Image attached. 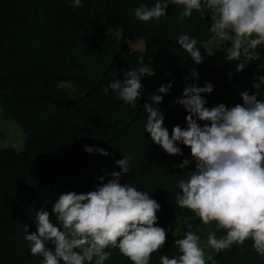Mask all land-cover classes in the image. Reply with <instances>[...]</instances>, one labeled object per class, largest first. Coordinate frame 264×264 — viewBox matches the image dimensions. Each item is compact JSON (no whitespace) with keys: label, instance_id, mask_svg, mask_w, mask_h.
Listing matches in <instances>:
<instances>
[{"label":"trees","instance_id":"trees-1","mask_svg":"<svg viewBox=\"0 0 264 264\" xmlns=\"http://www.w3.org/2000/svg\"><path fill=\"white\" fill-rule=\"evenodd\" d=\"M156 0H0V119L20 126V148L3 144L0 128V264H41L42 257L30 253L25 239L36 232L35 216L49 212L50 222L60 226L52 206L60 194L86 193L112 179L108 173L120 171L115 161L129 157L128 173L120 182L147 192L160 204L155 226L168 229L164 246L151 255L150 264H160L161 255H179L174 241L188 231L201 236L205 264H264V257L247 239L221 252L207 246V235L217 238L226 230L215 222L204 225L191 210L180 208L176 196L181 180L195 168L190 148L177 144L182 155H169L153 143L145 131V103L152 94L162 95L159 105L169 134L173 126L186 127L185 108L175 103L187 84L214 86L201 93L206 107L223 103L243 104L240 92H255L264 100V45L258 46L260 59L236 71L237 62L218 67L203 59L194 63L177 43L186 33L197 39L204 54V43L214 34L209 31L211 13L203 17L195 10L183 21L178 19L183 6L169 4L159 20L139 21L134 10L141 3L153 6ZM142 38V50L133 49L129 40ZM141 64L155 75L142 78L143 91L135 107L104 89L123 71ZM195 69L199 79L191 76ZM232 75L229 77L228 73ZM185 77H188L186 80ZM172 82L168 94L157 89ZM201 126L205 121H198ZM103 148L108 154L88 153L84 146ZM190 163L180 169L183 159ZM50 246V245H49ZM111 256L104 264H132L118 248L106 249ZM212 255V260L208 259Z\"/></svg>","mask_w":264,"mask_h":264},{"label":"clouds","instance_id":"clouds-1","mask_svg":"<svg viewBox=\"0 0 264 264\" xmlns=\"http://www.w3.org/2000/svg\"><path fill=\"white\" fill-rule=\"evenodd\" d=\"M169 4L183 6L178 16L181 21L194 10L202 17L210 12L213 23L209 31L221 41L231 40V47L224 50L225 59L237 61V72L260 59L257 49L264 45V0H156L151 7L141 3L134 15L139 21L159 20ZM79 6L81 0H73V7ZM176 43L194 63L203 62L195 37L182 33ZM122 74V80L114 79L104 91L107 94L111 89L118 100L135 107L144 87L142 78L155 71L141 64ZM191 76L199 79L195 69ZM257 78L264 83V75ZM171 87L169 82L157 91L168 94ZM213 90L210 82L203 87H184L175 103L188 113L186 127L173 126L171 135L163 123L164 113L153 106L163 97L152 94V102L143 105L148 114L144 128L153 143L169 155H182L178 143L190 148L195 168L188 172L187 181L179 182L176 204L191 210L204 225L215 222L217 230H226L220 238L209 232L207 246L218 253L251 238L256 253L264 257V100L245 90L240 92L243 104L226 107L220 103L209 108L201 93ZM198 121L207 123L201 126ZM84 150L108 154L88 145ZM129 159L124 156L115 161L120 171L108 173L113 178L106 183L103 176L98 177L101 183L95 190L60 194L52 206L59 227L50 222L45 210L36 213V232L28 233L25 225L30 253L42 257L41 264H104L111 256L106 250L110 248H118L132 264H150L151 255L164 246L168 229L155 226L161 207L156 200L120 182L122 174L130 171ZM189 163L185 158L175 167L184 169ZM187 227L183 238L174 241L179 255H161L160 264H205L201 236L191 231V224ZM208 259L212 260L211 254Z\"/></svg>","mask_w":264,"mask_h":264},{"label":"rangeland","instance_id":"rangeland-1","mask_svg":"<svg viewBox=\"0 0 264 264\" xmlns=\"http://www.w3.org/2000/svg\"><path fill=\"white\" fill-rule=\"evenodd\" d=\"M204 43V60L210 62L218 67H229L237 61H226L224 50L231 47V40L221 41L215 34ZM231 35V33L229 34ZM129 45L133 49L142 50L144 47V40L142 38H134L129 40ZM0 128L5 133V138L3 139V144L11 145L20 148L22 140V132L20 126L13 120L8 122H3L0 119Z\"/></svg>","mask_w":264,"mask_h":264}]
</instances>
